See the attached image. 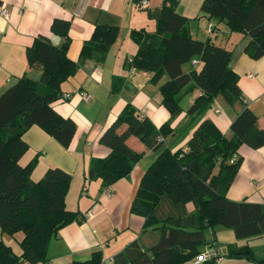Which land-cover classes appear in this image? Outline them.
<instances>
[{"label": "trees", "instance_id": "16d2710c", "mask_svg": "<svg viewBox=\"0 0 264 264\" xmlns=\"http://www.w3.org/2000/svg\"><path fill=\"white\" fill-rule=\"evenodd\" d=\"M177 4L178 0H163L159 7L147 10L155 29L131 31L137 51L128 60L130 67L151 73L150 81L158 85L161 104L170 118L156 126L128 102L99 137V142L109 147V154L92 158L88 166L87 178L99 179L106 188L127 176L144 155L143 149L130 144L131 138L146 149H160L142 175L130 205L131 213L143 217L142 229L113 255V264L185 263L201 253L203 244L214 243L216 226L232 229L236 239L264 235V204L227 197L242 162L239 147L263 146L264 128L258 125V117L245 101L238 76L229 65L232 51L209 38H193L189 19L177 11ZM200 12L224 21L231 32L245 34L249 39L244 51L251 58L264 56V0H202ZM70 23L69 19L54 18L50 24L61 44L38 35L26 47L27 62L39 68V78L22 75L0 94V230L23 233L19 254L0 239V264H45L49 243L58 230L85 219L79 210L65 205L70 172L53 166L33 181L30 175L37 158L20 163L29 148L23 135L33 125L61 146H69L75 122L61 116L52 103L62 97L61 84L77 72L81 62L86 58L102 61L119 33L115 24L96 23L78 60L73 61L67 56ZM193 59L198 64L193 65ZM194 89L200 94L187 108L181 129L203 115L217 96L228 105L240 102L242 107L230 122V137L204 117L187 140L186 149L172 150L169 144L164 146L168 135L178 134L170 123L181 113V98ZM188 202L194 206L191 211L186 208ZM207 231H212L209 241ZM224 255L264 264V257H257L246 245L229 246ZM101 260L102 253L96 250L87 260L65 264H100ZM208 263L215 264L214 260Z\"/></svg>", "mask_w": 264, "mask_h": 264}, {"label": "crops", "instance_id": "0c3cea01", "mask_svg": "<svg viewBox=\"0 0 264 264\" xmlns=\"http://www.w3.org/2000/svg\"><path fill=\"white\" fill-rule=\"evenodd\" d=\"M162 1L149 0L148 9L159 7ZM0 3L8 9L7 17L0 16V94L22 75L39 78L41 71L29 66L25 50L38 35L47 36L54 44H61V37L50 30L54 18L69 19L71 22L67 56L73 61L78 60L81 46L90 38L96 23L119 27L118 36L104 59H84L77 72L61 84L62 92L70 93V97L52 103L61 116L75 122L76 129L69 146H61L37 125L31 126L23 137L29 149L32 147L42 155L32 178L43 174L47 167H62L72 175L65 196L66 207L83 214L91 212V217L73 221L58 230L49 243L45 264L84 261L96 250L102 253L100 264H113V255L142 229L144 219L131 213L130 205L142 175L156 159L160 149H146L137 139L131 138L130 144L135 149H143L144 155L127 176L106 187L109 192L105 191L99 179L90 180L85 188L84 178L92 158H104L109 154V147L101 144L99 137L128 102L148 116L156 126L170 118L169 111L161 104L158 85L150 81L151 73L136 70L128 62L137 47L131 31L145 29L152 32L155 29L147 28L148 9L146 12L140 10L136 5L138 0H0ZM201 3L202 0H178L176 9L189 19L188 28L193 38H209L232 51L229 65L238 76L237 84L245 101L258 117V125L264 128V56L254 59L246 54L244 46L249 38L241 32H231L224 21L203 15L200 12ZM208 23L212 24L211 33L207 31ZM79 91L91 94V99L82 100ZM199 94L200 91L194 89L181 98V113L170 123L178 134L168 135L164 146L169 144L172 150L186 149L187 140L204 117L212 120L223 134L230 137V122L242 104L235 102L228 105L221 96L214 99L203 115L181 129L187 119V108ZM215 108L217 112L213 111ZM238 153L242 156V162L227 190V197L235 201L264 204V145L253 149L242 144ZM27 156L24 164L29 161ZM186 208L191 211L194 206L188 202ZM211 232L205 233L207 241L211 238ZM3 233L0 230V239L11 246ZM15 236L17 243H12V249L15 247L16 250H13L19 254L21 249L18 243L23 233L16 232ZM251 238H259L264 244V235ZM251 238L236 239L232 229L216 226L214 243L203 244L201 252L216 249L222 259L229 246H247L245 241ZM212 260L215 264L220 262L209 259L202 264H211L208 262Z\"/></svg>", "mask_w": 264, "mask_h": 264}, {"label": "rangeland", "instance_id": "374dc122", "mask_svg": "<svg viewBox=\"0 0 264 264\" xmlns=\"http://www.w3.org/2000/svg\"><path fill=\"white\" fill-rule=\"evenodd\" d=\"M136 5L140 8V10H145V12H146V9H148V7H149V5L147 6V7H143V6H141L140 5V3L138 2V3H136ZM150 19V20H149ZM148 19V21H147V28H149V29H153L154 27H155V21L152 19V18H149ZM154 21V23H153V21ZM145 30V29H144ZM145 31H147V30H145ZM137 51V47H136V50H135V52ZM134 52V53H135ZM133 53V54H134ZM165 78V77H164ZM164 78H163V80H164ZM162 80V81H163ZM158 84H160V80L157 82ZM189 92V91H188ZM191 92V91H190ZM182 98H184V97H182ZM180 104V103H179ZM159 126V125H158ZM23 137H24V135H23ZM25 138V137H24ZM23 138V139H24ZM25 140V139H24ZM26 141V140H25ZM26 155H28L27 157H28V159H27V161L29 160H31V159H33V158H37V162H36V164H35V166H34V168H33V170H32V172H31V175H30V178H31V180H33V181H37V180H39V178H41V176L44 174H41V175H39L38 177H35V179H33L32 178V175L34 174L35 175V168L37 167V165H38V162H39V158L41 159L42 158V155L41 154H39V153H37V152H35V149L34 148H32V147H30V149L28 148V150H27V152H25V154L20 158V163L21 164H24V158L26 157ZM40 156V157H39ZM31 158V159H30ZM28 161V162H29ZM42 161V160H41ZM27 162V163H28ZM26 164V163H25ZM54 166V165H53ZM39 167V166H38ZM47 168H49V167H47ZM46 168V169H47ZM62 168V167H61ZM37 169V168H36ZM35 170V171H34ZM33 171H34V173H33ZM33 173V174H32ZM87 176H88V168H87V171H86V175H85V177L86 178H84V180H85V183H84V186H85V188H86V186L88 185V182L90 181L88 178H87ZM71 178H72V175H71ZM70 183H71V181H70ZM67 208V207H66ZM74 208H76V207H74ZM67 209H69V208H67ZM70 210H72V209H70ZM74 210H77V209H74ZM4 235H3V237H4V239H6V240H8V242L11 244V249H12V243H17V240H16V236H15V233H13V234H10V233H6V232H4L3 233ZM3 241V240H2ZM5 241V240H4ZM3 241V242H4ZM7 244V243H6ZM245 244H247V246H249V248H251L252 250H254V253H255V255L257 256V257H264V244L261 242V240L259 239V238H251V239H248V240H246L245 241ZM18 245H19V243H18ZM14 250H16L15 249V247L13 248ZM12 249V250H13ZM13 250V251H14ZM14 253H16L15 251H14ZM218 264H252V260H250L249 258H247V257H242V258H230V257H227V256H222V259L220 260V262L218 263Z\"/></svg>", "mask_w": 264, "mask_h": 264}, {"label": "built area", "instance_id": "2783aa9c", "mask_svg": "<svg viewBox=\"0 0 264 264\" xmlns=\"http://www.w3.org/2000/svg\"><path fill=\"white\" fill-rule=\"evenodd\" d=\"M138 2L140 3L141 6L143 7H147L149 5V0H138ZM8 15V9L6 8V6L4 4L0 3V16L2 17H7ZM207 31L209 33L212 32V24L208 23L207 25ZM192 64L196 65L198 64V60L197 59H193L192 60ZM248 76H251V74H248ZM79 96L82 100L84 101H88L91 99V94L87 93V92H81L79 91ZM70 97V93H63L61 99H68ZM214 112H217L218 109L215 108L213 109ZM160 139V138H158ZM231 162L233 161V158L230 160ZM106 192H109V188H106L105 190ZM85 218H89L91 217V212L88 211L87 213L84 214ZM209 259H215V260H220L221 259V254L218 250L216 249H207L205 251H202L201 253H199L198 255H196L193 260L192 258L190 260L187 261L188 264H202L203 262L209 260ZM49 264V263H48ZM103 264V263H102Z\"/></svg>", "mask_w": 264, "mask_h": 264}, {"label": "water", "instance_id": "95a60500", "mask_svg": "<svg viewBox=\"0 0 264 264\" xmlns=\"http://www.w3.org/2000/svg\"><path fill=\"white\" fill-rule=\"evenodd\" d=\"M135 1H137V0H135Z\"/></svg>", "mask_w": 264, "mask_h": 264}]
</instances>
